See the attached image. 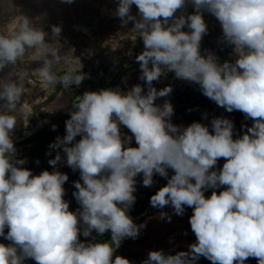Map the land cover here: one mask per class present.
Returning a JSON list of instances; mask_svg holds the SVG:
<instances>
[{"label": "clouds", "instance_id": "clouds-1", "mask_svg": "<svg viewBox=\"0 0 264 264\" xmlns=\"http://www.w3.org/2000/svg\"><path fill=\"white\" fill-rule=\"evenodd\" d=\"M111 15L122 28L131 23L129 32L143 42L136 62L144 83L74 96L65 108V134L46 152L56 153L48 160L52 170L39 174L15 146L19 116L33 115L27 82L35 76L45 85L79 88L89 77L61 44V25L48 32L39 17L18 12L0 30V237L8 241L0 242V264H134L116 252L146 228L129 214L141 174L143 187H153L157 175L166 180L151 207L169 206L181 217L192 209L196 242L175 254L150 250L140 264H198L201 257L211 264H245L250 257L264 264V0H116ZM206 15L221 29L220 51L231 48L228 59L202 48ZM26 62L36 67H21ZM169 73L251 124L237 133L224 116L173 123L172 103L157 102L173 87L154 86ZM64 165L79 173L74 210L65 198ZM159 219L171 222L172 215L160 211ZM106 233L110 239H98Z\"/></svg>", "mask_w": 264, "mask_h": 264}, {"label": "rangeland", "instance_id": "rangeland-1", "mask_svg": "<svg viewBox=\"0 0 264 264\" xmlns=\"http://www.w3.org/2000/svg\"><path fill=\"white\" fill-rule=\"evenodd\" d=\"M115 6L116 0H74L72 4L62 3V0H0V30L10 27L18 12L33 19L39 17L40 23L48 32L51 31L53 24L61 25V44L65 50L71 49L72 53L80 59L83 65L82 71L89 77L82 82L79 88L75 86L64 88L59 84L45 85L35 76L27 82L26 103L33 115L29 118L23 114L19 116L14 138H16L15 146L20 157L27 160L26 167L30 168L34 174H39L43 170H52L48 160L54 158L56 153L53 151L48 156L46 152L49 144L58 135L65 134V121L69 118V113L65 108L69 106L74 96L82 95L86 90L95 91L106 88L110 84L113 88L119 87L127 90L125 85L134 80L132 69L139 68L136 56L143 50V42L137 39L134 46L130 48L129 38H114L119 35L126 36V30L131 27L130 23L126 28H122L119 18L111 15V10H114ZM136 11L133 6V12ZM213 21L216 22L209 16L208 22ZM115 43L116 46H120L114 49L117 52H112L114 47L109 48V45ZM211 46L214 44L208 45V47ZM213 51H216L220 58H223L222 60L224 56L229 58L230 52L227 49L220 51V47L215 46ZM21 67L35 68L36 65L26 62ZM138 77L134 80L135 84H143L144 82ZM167 77L169 78H162L159 83L154 82V86L157 89L169 85L173 87V92L168 97L157 101L162 103L164 99H168L174 103L177 98L176 100L181 103L182 106L174 110L173 123L183 125H188L193 121L209 123L214 115L224 116L234 121L237 133L241 132L242 123L251 124L250 120H244L241 112L228 113L202 93L201 95L197 93L195 100L190 104H185L184 102L188 100L187 87L180 83L173 73H169ZM205 112L208 113V120L202 118ZM53 124L57 125L56 131L52 130ZM36 160L40 161L39 165L35 163ZM223 162L221 159L218 166L222 167ZM59 167L62 172L69 175V180L65 184L67 193L65 198L71 201L70 209L74 210L77 204L71 195L75 190L72 182L79 179V173H73L66 165ZM154 180L155 185L148 188L142 186V174L137 177V192L134 193L137 201L129 214L135 223H146V228L142 230L138 239L124 240L116 252L117 255L133 261L134 264H140L143 259L147 258L150 250L163 249L166 253L175 254L177 251L187 250L188 245L196 242L189 224V217L192 215L191 208H186L185 215L181 217L172 214L169 206L162 210L151 207L150 197L166 184V180L158 175L154 177ZM210 194L211 191L205 193L206 196ZM160 211L171 214V222L159 219ZM185 232L187 235H184ZM81 239L85 238L81 237ZM98 239H110V233ZM0 242L8 243L2 237H0ZM26 264H35V261L28 260ZM198 264H211V261L201 257ZM245 264H258V262L250 257Z\"/></svg>", "mask_w": 264, "mask_h": 264}, {"label": "crops", "instance_id": "crops-1", "mask_svg": "<svg viewBox=\"0 0 264 264\" xmlns=\"http://www.w3.org/2000/svg\"><path fill=\"white\" fill-rule=\"evenodd\" d=\"M189 11H192V9L190 8L189 9ZM205 19H206V21L208 22V20H209V16H205ZM214 22V21H213ZM208 22V24H209V35H207V36H205L204 37V39H203V41H202V48H209V49H211V50H215V46H218L217 45V43H216V40H217V38L221 35V29H220V27H219V25H218V23L217 22ZM131 27H132V25H131ZM131 27L129 28L128 27V29L126 30V36H123V35H119L118 37H114V38H129V40H128V43H130V48L131 47H133L134 46V44H135V37H134V34H132V33H130L129 32V29H131ZM212 38H214V39H212ZM210 41V42H209ZM121 43V42H120ZM119 43V44H120ZM118 44V45H119ZM210 44H214V46H211V47H208V45H210ZM120 46V45H119ZM119 46H116V43L115 44H110L109 45V48L110 47H114L113 48V51L112 52H117V50H114V49H118V47ZM120 49V48H119ZM225 49H227V51H231V48H225ZM223 58H221V60H222ZM224 59H228V58H226L225 56H224ZM132 71H134V73H133V75H134V77H133V79L135 80L138 76H139V74H140V68H133L132 69ZM168 76V75H167ZM167 78H169V77H166V79ZM134 80H132L131 82H129V83H127L125 86H126V89H129L132 85H134L135 84V82H134ZM180 83H182V84H184L186 87H187V89H186V94H188V92H189V88L192 86V84H188V83H186V82H183V81H180V80H178ZM189 86V87H188ZM182 98H180V100H181Z\"/></svg>", "mask_w": 264, "mask_h": 264}, {"label": "flooded vegetation", "instance_id": "flooded-vegetation-1", "mask_svg": "<svg viewBox=\"0 0 264 264\" xmlns=\"http://www.w3.org/2000/svg\"><path fill=\"white\" fill-rule=\"evenodd\" d=\"M104 86V85H103ZM108 88H113V86L110 84L107 86ZM106 87V88H107ZM189 87V86H188ZM198 94L201 95V92L198 90V86L195 84H192V86L189 88V92L187 94L188 96V100H186V102H184L185 104H190V102H192L193 100H195V96ZM174 98V97H173ZM177 98H175L174 103H172L174 110H176L178 107H181V103L179 101L176 100ZM186 99V97L184 98Z\"/></svg>", "mask_w": 264, "mask_h": 264}]
</instances>
